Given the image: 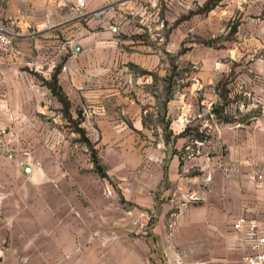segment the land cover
<instances>
[{
    "label": "crops",
    "instance_id": "crops-1",
    "mask_svg": "<svg viewBox=\"0 0 264 264\" xmlns=\"http://www.w3.org/2000/svg\"><path fill=\"white\" fill-rule=\"evenodd\" d=\"M208 1L0 0L11 39L0 42V264H95L103 248L90 242H133L141 220L160 256L134 246L127 264H243L253 252L249 228L264 235V0L201 12ZM24 142L33 152L2 148ZM87 146L112 186L88 171L97 215Z\"/></svg>",
    "mask_w": 264,
    "mask_h": 264
},
{
    "label": "rangeland",
    "instance_id": "rangeland-1",
    "mask_svg": "<svg viewBox=\"0 0 264 264\" xmlns=\"http://www.w3.org/2000/svg\"><path fill=\"white\" fill-rule=\"evenodd\" d=\"M234 15L235 13L237 12L236 8H234ZM237 15V14H236ZM231 26H234L233 24H231ZM4 139V138H3ZM1 143V142H0ZM80 147V146H79ZM1 148V146H0ZM4 148V151L5 153L6 152H9V153H17V152H20L22 155L23 154H27V153H31L33 152V147L32 146H29L27 145L26 142H24L23 144H20V145H17V146H9V147H2ZM88 148V153L90 154V160L87 162H83V170L84 172H87V174L89 175L90 174H94V177L98 180H101L102 182H105L106 183V187L107 185L110 186V188L112 187L111 186V181L109 182L107 180L108 176L107 177H102L97 168H96V165H95V161H94V149L91 147V146H87ZM49 150V147H42L40 152H47ZM63 150H65L64 147H61L60 150H58V154H63ZM33 155V154H32ZM30 162H33V161H30ZM37 163V162H36ZM99 163L104 167L105 171H106V174H107V166L104 165L102 162H100L99 160ZM38 164V163H37ZM70 163H67V162H62L61 163V166L62 167H66L69 166ZM88 164H89V168H88ZM89 171V173H88ZM79 180V179H78ZM92 180L93 178L89 175V178H88V183L90 185V190H89V195H91L92 197H90L91 199L88 200L87 202V206H88V209H89V213H93V215H97V214H100V209H99V206L102 204L101 202V197H100V194L99 192L97 191L96 189V185L92 183ZM110 184V185H109ZM108 189V187L106 188ZM105 189V190H106ZM81 191L78 192L77 190V193L78 195L81 197V195L79 194ZM99 194V195H98ZM84 197V196H82ZM111 203L113 202L112 199H110ZM117 204L115 205V207L117 209H120L121 211L125 212V213H128L129 212V209L130 208H134V204L133 203H128L126 201H124L123 198H118L117 199ZM97 204V205H96ZM75 207V204L73 203L72 204V212L74 213L73 215L75 217H79L81 218L82 216L79 215L78 213V209L74 208ZM111 214V213H110ZM151 220L148 221V223H150ZM140 224H138V227L136 231H138V233L140 232L139 235H135L134 233H132L133 235H127V239L128 238H131L133 237L134 240H132L133 242H130V239L129 240H126V239H122L121 241H116V242H109V243H101L97 241H93V242H96V243H89V246H91L92 249H97L99 246L103 248V250L100 251L99 249V253H100V256H95V252L94 253V256L95 257H92L90 258V262L94 263L95 264H112V261H115L116 264H127L128 260H127V254L129 253V251L133 250L134 249V246L139 250V248L142 250V251H145V250H148L149 249H152L154 251V255L156 254V256H160V253H159V248L158 247H154L151 245L150 241H145L144 239V234L143 232L145 230L149 231V227L148 225L149 224H145L144 220H141L139 221ZM90 227V226H89ZM95 228V227H94ZM90 231L92 233V235L94 237L95 236V233L98 232V229H92L90 227ZM129 229L128 226H126V230ZM130 231V230H129ZM128 231H126L125 233H127ZM115 255V256H113ZM156 258V257H155ZM154 258V259H155ZM74 264H76V261L77 262H81V260L79 259H74ZM159 261V260H158Z\"/></svg>",
    "mask_w": 264,
    "mask_h": 264
},
{
    "label": "built area",
    "instance_id": "built-area-1",
    "mask_svg": "<svg viewBox=\"0 0 264 264\" xmlns=\"http://www.w3.org/2000/svg\"><path fill=\"white\" fill-rule=\"evenodd\" d=\"M86 7L85 0H77V8L84 9ZM0 42L3 45H9L11 43L10 37L8 35L0 32ZM257 176H253V179H256ZM244 219H240L234 227L239 229L242 227ZM248 235L252 241L251 247L253 252L250 255H247L243 259V264H264V235L257 230L256 225L251 226L248 230Z\"/></svg>",
    "mask_w": 264,
    "mask_h": 264
},
{
    "label": "trees",
    "instance_id": "trees-1",
    "mask_svg": "<svg viewBox=\"0 0 264 264\" xmlns=\"http://www.w3.org/2000/svg\"><path fill=\"white\" fill-rule=\"evenodd\" d=\"M214 5H215V0H209L200 10H201V12L208 11L212 7H214ZM50 85L52 87L53 92L56 93L60 97V99L62 100V102L64 104H67L66 98L63 96V94H61V91L57 85V82L54 80V82H52ZM93 153H94L95 165H96V168H97L99 174L102 177H107V174H106L104 167L99 163V160L97 159V156L95 155V151H93Z\"/></svg>",
    "mask_w": 264,
    "mask_h": 264
}]
</instances>
